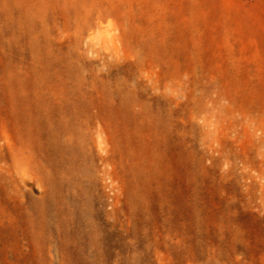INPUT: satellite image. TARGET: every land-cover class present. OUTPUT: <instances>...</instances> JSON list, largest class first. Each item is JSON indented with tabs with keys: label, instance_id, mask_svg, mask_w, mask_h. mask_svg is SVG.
I'll return each instance as SVG.
<instances>
[{
	"label": "rangeland",
	"instance_id": "374dc122",
	"mask_svg": "<svg viewBox=\"0 0 264 264\" xmlns=\"http://www.w3.org/2000/svg\"><path fill=\"white\" fill-rule=\"evenodd\" d=\"M71 3L84 14L97 7L96 0L86 3L71 0ZM103 5L102 10L97 8L94 12V18L105 31L101 39L111 37V21L105 19L106 15L111 13L115 18L118 14L132 15L168 40L162 66L153 65L139 52L131 57H117L106 47L102 48L98 41L96 46L103 57L88 52L93 27H82L80 21L67 13L64 5L55 4L42 17L39 42L27 36L22 41L26 64L36 65L37 85L49 88L57 85L55 77L52 78L55 69L44 65L47 53H54L52 47H47V39L75 49V53L84 52L94 62L101 82L120 79L141 88L157 81L169 86L185 82L192 95L188 99L179 98V103L172 105L175 119L180 123L185 120L201 122L197 116L191 119L189 115L202 105H209L203 95L204 89L219 98L223 95V104L230 107L227 121L242 122L236 131L227 130L221 134L225 147L211 154L207 152L217 163L207 156L208 170L201 172L200 182L205 199L214 203L212 210L216 212L228 203L229 213L237 223L222 227L212 222L197 233H189L187 241L175 249L178 253L169 252L172 254L166 263L264 264V133L255 129L256 120H264V0H106ZM130 27L126 23L123 29ZM133 28L140 30L139 26ZM3 53L0 43V79L6 63ZM108 57L110 66L105 64ZM147 71H151L152 80ZM69 80L74 85L75 79ZM34 83L29 75L27 87L33 88ZM168 92L173 94L171 90ZM78 97L72 102L75 109L81 111L89 103ZM58 101L53 98L42 103L53 110L58 107ZM193 133L197 135L196 131ZM37 142L42 163L51 149L56 152L52 176L44 183L33 173L25 176L22 184L25 197L21 206L8 202L0 191V264H11V261H19L15 264H43L45 261H54L53 264H160L157 253L158 250L164 252V247L144 242L140 236H129L127 228L133 223L128 220L127 197L120 187L115 191L106 186L100 172L93 194L99 197L94 204H85L82 210L89 223L88 236L84 242L76 243L75 231L62 220L61 200L66 191L61 190L59 150L48 146L44 132H38ZM92 145L84 144L87 148ZM203 150H206L204 146ZM116 193L121 196L125 210L120 221L115 223L108 212L113 209ZM95 226L100 229L98 235ZM82 246L90 249L83 253Z\"/></svg>",
	"mask_w": 264,
	"mask_h": 264
},
{
	"label": "bare ground",
	"instance_id": "6f19581e",
	"mask_svg": "<svg viewBox=\"0 0 264 264\" xmlns=\"http://www.w3.org/2000/svg\"><path fill=\"white\" fill-rule=\"evenodd\" d=\"M96 1V9L102 10L106 0ZM55 4L64 5L82 27H93L88 52L103 57L96 46L98 41L117 57H131L139 52L153 65L161 67L163 63L168 40L132 15L118 14V18L111 13L106 15L112 31L110 38L102 40L105 31L94 18L96 9L84 14L71 0H0V43L6 60L0 79V191L5 199L22 205L25 197L22 184L28 174L33 173L42 183L51 178L56 152L51 149L42 163L37 138L38 132H44L48 146L59 150L61 190L66 191L61 200L62 220L75 231L76 243L84 242L88 236L89 223L82 210L85 204H94L99 197L93 195L100 180L99 172L106 186L115 191L120 187L127 197L128 220L133 223L127 228L129 236H140L144 242L164 247V252L157 249L160 264L170 261L169 252L178 250L189 233H197L212 222L222 227L237 223L229 213L228 203L216 212L212 210L214 203L205 199L200 182L201 172L208 170L207 156L217 163L210 154L225 147L221 134L236 131L242 122L227 121L230 107L223 104V95L219 98L204 89L209 105H202L189 115L191 119L197 116L201 122L180 123L175 119L172 105L179 103V98L188 99L192 95L185 82L169 86L157 81L142 88L120 79L101 82L94 62L84 52L75 53V49L47 39L45 43L54 53H47L44 65L55 69L51 77H55L57 85L38 86L36 65L26 64L22 41L27 36L39 42L42 17ZM126 23L132 27L123 29ZM134 25L140 30L133 28ZM109 60V57L105 59L106 66L111 64ZM147 72L152 80L151 71ZM29 75L35 81L33 88L26 84ZM69 78L75 79L74 85L69 83ZM168 90L173 94L169 95ZM77 95L89 103L81 111L72 102ZM53 98L59 99L58 107L48 110L42 101ZM259 120L255 129L264 133V120ZM251 134L255 136L253 130ZM85 143L93 145L87 148ZM114 197L108 216L116 223L125 209L121 196L116 193ZM95 231L100 234L98 226ZM89 249L82 246L83 253Z\"/></svg>",
	"mask_w": 264,
	"mask_h": 264
}]
</instances>
